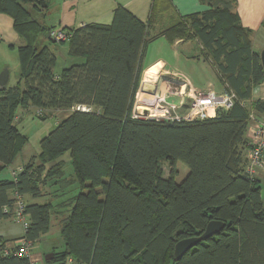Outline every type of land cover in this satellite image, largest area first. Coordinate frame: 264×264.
<instances>
[{
    "label": "trees",
    "instance_id": "16d2710c",
    "mask_svg": "<svg viewBox=\"0 0 264 264\" xmlns=\"http://www.w3.org/2000/svg\"><path fill=\"white\" fill-rule=\"evenodd\" d=\"M205 1L211 9L181 16L160 36L169 44L198 42L239 102L216 118L168 123L134 119L132 109L144 54L155 39L148 41L150 29L160 16L175 15L167 10L170 0H154L147 23L119 6L109 25L62 29L71 35L66 42L51 38L52 0H0V13L13 18L26 42L17 49L16 84L0 87V174L29 143L18 127L21 109L47 110L40 118L72 110L40 141L17 182L0 178L3 219L11 217L3 208L12 205L13 191L51 197L28 205L31 224L23 238L37 242L57 217L65 250L54 251L52 263L264 264V176L252 182L244 174L250 112L264 111V102L240 104L264 82V69L232 0ZM57 43L68 44L65 54L72 58L61 71ZM179 163L189 169L181 183ZM213 220L224 222V230L177 261L176 243L200 236ZM8 244L0 237V264H31L30 257L6 255Z\"/></svg>",
    "mask_w": 264,
    "mask_h": 264
},
{
    "label": "crops",
    "instance_id": "0c3cea01",
    "mask_svg": "<svg viewBox=\"0 0 264 264\" xmlns=\"http://www.w3.org/2000/svg\"><path fill=\"white\" fill-rule=\"evenodd\" d=\"M153 1L154 0H56V2H54V4L51 6V10L49 11L50 14L48 15L47 19L50 21L49 26H53L55 30L78 28L82 25L88 24L109 25L113 21L115 10L119 6H122L132 12L140 20L147 23L151 15ZM161 1L163 2V0ZM232 2L233 10L239 16L241 24L246 29L251 31L250 37L253 42V49L260 54L264 49V0H232ZM170 4L171 8H168L167 10L175 13L177 21L181 16L186 17L211 9V6L205 0H170ZM154 25L156 26V23H154ZM151 29L150 30L154 31V33L153 35L150 34V36L151 38H155L151 42H155L157 39L164 38L163 36H160V34L165 29H159L158 31H156L154 28ZM25 44L26 42L15 31L13 18L7 14L0 13V73L5 67H8L9 69L11 67L15 69L18 66L17 49L18 47L24 46ZM194 45L197 47L196 50ZM170 47L172 50L174 49L173 57L176 62L183 63L182 67H187L188 70H194V67L199 68L201 73L199 77H197L190 70L194 76L192 78L197 85L195 83L194 84L198 86L199 89L213 87L214 90L216 89V91L219 93L225 90L224 85L220 82L216 68L211 64L210 61H207L204 58L201 52L202 46L198 42L177 40L174 44H170ZM176 62L171 63L163 59H158L148 65L144 66L143 64V67L145 70H148L151 66L161 63L163 73H168L174 72L173 67L177 66ZM157 70H159L157 67H152L146 71V75H149L150 73ZM200 78L205 79V82H201ZM217 81H219V85ZM249 101L251 106L252 104L255 105L256 103L264 102V82L253 88L252 96ZM21 111L24 112L25 110L21 109ZM252 111L255 112L256 118L258 120L263 118L264 111L259 109L254 110V108ZM18 116L21 121L23 119L22 116ZM247 138L249 139L248 132ZM33 156L34 155L31 157L26 156L25 158H21L19 163L14 164V166L11 167V170L13 171L18 167L25 166ZM17 161L18 159L16 162ZM10 175L12 177V173L9 174V178ZM13 196L14 192L11 193V198H13ZM29 198L31 200V204L44 203V201L32 199L31 197ZM3 220H12L16 223H19L15 221L12 216L9 219H3L0 217V222ZM0 237L7 241L9 243L8 245L10 246H14L17 241L23 238L9 237L8 235H4L1 231V228Z\"/></svg>",
    "mask_w": 264,
    "mask_h": 264
},
{
    "label": "built area",
    "instance_id": "2783aa9c",
    "mask_svg": "<svg viewBox=\"0 0 264 264\" xmlns=\"http://www.w3.org/2000/svg\"><path fill=\"white\" fill-rule=\"evenodd\" d=\"M83 26L85 25L80 27ZM51 38L56 42H66L70 40L71 35L62 29H57L51 33ZM237 102L239 99L232 90L219 93L213 87L198 89L187 76L179 72L161 73L160 71L156 82L145 83L142 80L135 96L132 117L168 123L204 121L216 118L222 111L231 110ZM240 104L245 108L250 107L249 100L241 101ZM76 109L91 111V108L86 106H78ZM36 113L37 116H43L48 111L36 108ZM248 133L247 162L244 174L248 180L254 182L264 176V116L258 120L255 112H250ZM22 171L23 166L12 171V179L15 182L18 181V176ZM13 199L12 205L5 206L3 212L11 214L22 225L26 233L30 229L31 222L30 215L27 213L28 204L25 196L14 191ZM33 250L34 243L21 238L14 246L8 245L4 253L30 257L31 264H37L38 259L33 256ZM67 264H75V261L69 258Z\"/></svg>",
    "mask_w": 264,
    "mask_h": 264
},
{
    "label": "rangeland",
    "instance_id": "374dc122",
    "mask_svg": "<svg viewBox=\"0 0 264 264\" xmlns=\"http://www.w3.org/2000/svg\"><path fill=\"white\" fill-rule=\"evenodd\" d=\"M54 2H56V0H52L51 6L54 4ZM50 10H51V8H50ZM175 22H177L176 15H174V14H171V16L166 15L163 18L160 17L157 19L156 26L154 27V29L156 31H158L159 29H166V28L170 27L171 25H173ZM47 24L50 25L49 19H47ZM151 30H153V29H151ZM151 30H150V33H151V35H153L154 31H151ZM150 39H151V36L148 37V41H150ZM67 46H68V44L62 45L60 43H57L55 46V50L53 51L55 53V55L57 56V61H58L57 68H56L57 71H61L62 65L64 63H66V65H68L67 61L72 59L71 57H68L67 54H65V52L67 51ZM194 47L196 50L197 47L195 45H194ZM173 54H174V49L172 50L169 42L165 38H160V39H157L155 42H150V44H149V46H148V48L144 54L143 64L145 66V65H148V64H150V63H152L158 59H163L165 61L175 63L176 60L174 59ZM176 64H177V66L173 67L174 71L179 72V73L187 76L192 81L193 85L199 89V87L196 86L197 84L195 83V81L192 78L194 76L191 73V72H193L197 77H199L201 74L199 71V68L194 67L193 68L194 70H191L189 68L191 70V72H190V70H188L187 67H182L183 63L176 62ZM152 67H157V69H159V70L152 72L149 75H146V71H148ZM149 69L148 70L146 69L143 73L142 80H144L145 83L154 82L152 76H155V74L158 76L160 71H161V73H163L161 63L153 65ZM10 71H11V74H10V82L9 83H10V85H14L16 82L17 74H18L17 67L15 69L10 67ZM157 76H155L156 79H157ZM200 81L205 82V79L200 78ZM217 83L219 85V81H217ZM177 103H179V100H177ZM71 112H72V110L52 112L50 114V117L40 118L39 116H37L36 108H32L29 111H24V112L20 110L18 114L21 115L23 119L18 123V127H19L20 132L23 135H25L26 137H28L29 143L26 146L24 152L18 158V161L14 164L19 163L21 158H25L26 156L31 157L32 155L38 154L40 151V141L45 136H47L50 132H52L56 128L57 123L62 121V119L68 117L71 114ZM63 159L66 161L65 173L67 175H70L72 173V166L69 163V155L66 154L63 157ZM12 166H14V165H12ZM11 167H8L6 170H4L0 174V178H5V177L9 178V174L12 173ZM164 169H165L166 176H168L169 170L166 167ZM177 170H178L179 174L176 178V182L181 183L186 178V176L188 175L189 169L183 163H179L177 165ZM10 179H12L11 175H10ZM261 186H262V196H263V202H264V182L262 183ZM59 187H60V185H57L55 188H59ZM47 191H48V189L43 190L44 193H46ZM59 194H60V192H59ZM24 196H25V200H26L27 204L28 205L31 204V200L29 198L31 196H29V197H28V195H24ZM50 198H51L50 196L45 195L44 197H42L38 200L45 202V201H49ZM32 199H34V198H32ZM63 199H65V197L57 198V199H55V201L57 203V202L62 201ZM14 220L17 221L16 219H14ZM0 228H1L2 233L4 235H8L9 237H23L25 234L22 225L20 223L14 222L12 220L1 221L0 222ZM60 229L61 228L59 225V219L56 218L55 216H53L50 232L48 234L41 236L40 239L34 243V250H33L32 254L34 257H36L38 259L37 264H62L61 261H55L52 263V262H47L45 260V255H47L49 253H54V251L56 253L61 254L65 250V244H64L63 238L61 236V230ZM21 235H23V236H21ZM11 246H13V245H11Z\"/></svg>",
    "mask_w": 264,
    "mask_h": 264
},
{
    "label": "water",
    "instance_id": "95a60500",
    "mask_svg": "<svg viewBox=\"0 0 264 264\" xmlns=\"http://www.w3.org/2000/svg\"><path fill=\"white\" fill-rule=\"evenodd\" d=\"M262 66L264 69V49L260 53ZM11 71L8 67H5L0 73V87H6L10 82ZM225 228V223L222 221L213 220L208 223L205 231L200 236L190 239H184L176 243L174 249V256L177 261L181 260L184 255L194 248L197 244L208 240L215 236L219 232H222ZM55 258V253H49L45 255V260L51 262Z\"/></svg>",
    "mask_w": 264,
    "mask_h": 264
},
{
    "label": "bare ground",
    "instance_id": "6f19581e",
    "mask_svg": "<svg viewBox=\"0 0 264 264\" xmlns=\"http://www.w3.org/2000/svg\"><path fill=\"white\" fill-rule=\"evenodd\" d=\"M155 76H157V75L155 74ZM155 76H152L154 82H156V77ZM157 78H158V76H157ZM154 82H151V83H154Z\"/></svg>",
    "mask_w": 264,
    "mask_h": 264
}]
</instances>
